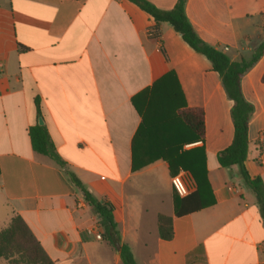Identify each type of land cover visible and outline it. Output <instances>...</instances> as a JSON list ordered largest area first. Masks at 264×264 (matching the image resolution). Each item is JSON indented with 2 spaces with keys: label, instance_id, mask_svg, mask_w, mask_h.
<instances>
[{
  "label": "crops",
  "instance_id": "crops-1",
  "mask_svg": "<svg viewBox=\"0 0 264 264\" xmlns=\"http://www.w3.org/2000/svg\"><path fill=\"white\" fill-rule=\"evenodd\" d=\"M148 1L171 10L179 0ZM185 10L201 40L232 61H249L264 43V0H186ZM171 70L188 106L205 112L195 148L206 151L215 198L180 215L166 161L132 170L142 122L132 98ZM263 74L264 53L241 89L254 108L245 167L264 183ZM233 105L210 61L129 0H0V230L19 214L58 264H123L82 192L33 149L29 130L42 117L69 169L113 205L137 264H264L257 198L239 166L217 159L234 138ZM160 217L171 220L170 239Z\"/></svg>",
  "mask_w": 264,
  "mask_h": 264
},
{
  "label": "trees",
  "instance_id": "trees-1",
  "mask_svg": "<svg viewBox=\"0 0 264 264\" xmlns=\"http://www.w3.org/2000/svg\"><path fill=\"white\" fill-rule=\"evenodd\" d=\"M129 1L151 15L157 26L161 23L170 24L193 50L210 61L213 70L221 76L227 96L234 103L232 108L234 138L230 146L218 153V163L224 168L239 166L246 184L257 198L264 219V183L261 178H251L245 167L249 123L254 108L244 97L241 89L245 73L263 55L264 43L257 48L249 61L245 59L232 61L222 51L201 40L187 17L186 0H179L171 10H161L148 0ZM262 80L264 82V74ZM132 103L142 117L132 143V170L138 171L162 159L169 164L172 176L180 170L190 173L197 190L184 198L177 196V199L180 198L179 202L176 201L177 215H180L178 208L201 209L215 204L208 180L207 155L204 147L184 150L185 144L205 138V112L202 108L188 106L176 72L169 71L152 87L134 96ZM35 104L40 116L42 113L39 99L35 100ZM29 134L33 149L52 159L65 172L70 182L82 192L85 201L99 217L103 239L120 252L122 263L137 264L129 245L122 242L114 219L113 205L96 198L82 180L69 169L68 163L58 154L45 125L35 124L30 128ZM159 233L163 239L172 237L170 219L159 218ZM0 260H6L7 264H58L47 254L19 214L14 215L8 225L0 230Z\"/></svg>",
  "mask_w": 264,
  "mask_h": 264
},
{
  "label": "built area",
  "instance_id": "built-area-1",
  "mask_svg": "<svg viewBox=\"0 0 264 264\" xmlns=\"http://www.w3.org/2000/svg\"><path fill=\"white\" fill-rule=\"evenodd\" d=\"M228 49V48H226ZM203 143L202 140L190 142L184 145V149H193L197 146H201ZM187 173L184 170H180L177 174L171 177V184L174 192L177 194L178 197L184 198L190 195L195 189L196 185L194 183H189L187 181ZM98 239H101V235L97 236Z\"/></svg>",
  "mask_w": 264,
  "mask_h": 264
},
{
  "label": "water",
  "instance_id": "water-1",
  "mask_svg": "<svg viewBox=\"0 0 264 264\" xmlns=\"http://www.w3.org/2000/svg\"><path fill=\"white\" fill-rule=\"evenodd\" d=\"M38 124L41 125V126L44 125V120H43L42 117H39V119H38Z\"/></svg>",
  "mask_w": 264,
  "mask_h": 264
},
{
  "label": "rangeland",
  "instance_id": "rangeland-1",
  "mask_svg": "<svg viewBox=\"0 0 264 264\" xmlns=\"http://www.w3.org/2000/svg\"><path fill=\"white\" fill-rule=\"evenodd\" d=\"M5 261V263L7 264V261L6 260H4ZM139 263H140V260H139Z\"/></svg>",
  "mask_w": 264,
  "mask_h": 264
}]
</instances>
